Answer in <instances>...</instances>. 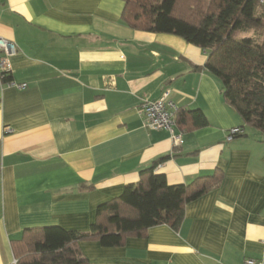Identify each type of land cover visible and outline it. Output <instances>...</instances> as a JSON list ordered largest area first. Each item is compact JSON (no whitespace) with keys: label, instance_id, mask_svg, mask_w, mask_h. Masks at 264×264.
<instances>
[{"label":"crops","instance_id":"0c3cea01","mask_svg":"<svg viewBox=\"0 0 264 264\" xmlns=\"http://www.w3.org/2000/svg\"><path fill=\"white\" fill-rule=\"evenodd\" d=\"M122 0H3L0 36L12 41L0 87V264L27 228L86 231L98 204L119 195L157 157L155 173L185 184L221 169V181L188 202L177 230L152 226L120 247L83 240L92 264H264V135L246 128L219 81L196 70L206 53L181 37L129 27ZM254 30L248 32L250 35ZM200 109L192 130L143 126L137 107L163 91ZM9 127V133L4 131ZM241 127L230 141L226 133ZM82 184L91 188L81 187Z\"/></svg>","mask_w":264,"mask_h":264},{"label":"trees","instance_id":"16d2710c","mask_svg":"<svg viewBox=\"0 0 264 264\" xmlns=\"http://www.w3.org/2000/svg\"><path fill=\"white\" fill-rule=\"evenodd\" d=\"M122 1L121 19L129 27L173 34L203 49L205 63L194 69L213 75L224 103L246 128L264 135V8L256 0ZM207 124L200 109L177 108L175 112L180 129ZM238 128L242 130L238 136L243 135ZM170 156L155 158L140 171L137 182L124 185L119 195L98 204L88 230L55 225L24 229L21 238L11 242L14 264H92L78 242L94 239L103 247H120L127 238L142 236L152 226L166 224L177 230L185 205L216 186L223 172L215 169L188 183L171 185L164 174L154 172Z\"/></svg>","mask_w":264,"mask_h":264},{"label":"built area","instance_id":"2783aa9c","mask_svg":"<svg viewBox=\"0 0 264 264\" xmlns=\"http://www.w3.org/2000/svg\"><path fill=\"white\" fill-rule=\"evenodd\" d=\"M3 0H0L2 2ZM264 8V0H256ZM16 48L12 41L0 36V87L13 86L17 89H24L25 83H16L9 78L12 69L10 57L15 54ZM176 105L168 99V91H163L156 100H143L137 107V113L142 117L143 126L148 129H165L173 141L177 142L180 135L174 131ZM4 131L9 133L11 129L5 127ZM242 134L238 127H231L226 133V140L230 141L234 136ZM245 264H261L254 259H245Z\"/></svg>","mask_w":264,"mask_h":264},{"label":"rangeland","instance_id":"374dc122","mask_svg":"<svg viewBox=\"0 0 264 264\" xmlns=\"http://www.w3.org/2000/svg\"><path fill=\"white\" fill-rule=\"evenodd\" d=\"M251 131H252V129H251Z\"/></svg>","mask_w":264,"mask_h":264}]
</instances>
